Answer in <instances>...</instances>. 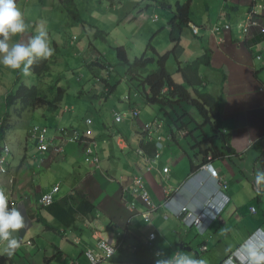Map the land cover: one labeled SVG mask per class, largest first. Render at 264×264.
Returning a JSON list of instances; mask_svg holds the SVG:
<instances>
[{
	"label": "crops",
	"instance_id": "1",
	"mask_svg": "<svg viewBox=\"0 0 264 264\" xmlns=\"http://www.w3.org/2000/svg\"><path fill=\"white\" fill-rule=\"evenodd\" d=\"M78 1L80 3L81 0ZM120 1L123 4L125 25L129 24V16L130 21L137 19L139 32H135V35H140L139 39L144 40L146 36L140 34L142 28L148 23L144 18V12L155 10L156 13L160 9L162 11L160 15L169 20L176 3L187 0H142L143 5H140L137 0ZM130 1L136 5L134 7L127 5L126 3ZM164 1L166 5L159 6L158 3H164ZM256 1L264 4V0ZM90 2L91 0L86 1L85 4L90 5ZM252 2L253 0H191V21L182 31L183 52L175 60L177 64L181 62L184 65L200 56L202 48L211 52V65L204 67L205 73L202 76L209 82L208 85L214 86L210 90L212 96H215V99L216 94L221 96V103L218 104L216 100L214 111L220 114L221 134L224 137L229 136L225 145L222 141L220 142L219 136L213 141L225 155L214 156L212 164L218 175L229 186L227 195L230 202L220 219L214 222L203 235H199L193 229L187 230L181 222L172 218L163 209L152 213L149 223H145L141 217L146 210L141 204L135 212L127 209L128 202L121 194V187L127 186L131 177L144 175L147 189L153 201L158 204L167 192L178 189L184 183L191 174V166H196L203 160L200 155H197L191 161V146L186 138H180L175 142H167L162 152L158 166L169 169L168 177L162 179L163 183L160 181L158 172L153 170L150 174L145 173V162L136 154V149L139 147V127L156 115L159 116L158 108L145 105L146 118L140 117L142 121L140 124L139 122L120 124L121 129L117 128L118 125L113 121L112 116L109 117V113L113 111L112 106L107 108L110 97L102 101L93 99L85 113L74 105V115L56 116L44 112V117L35 122L32 118L43 116V110H37L25 114L27 118H31L29 121L32 123L50 125L52 131L56 133L55 142L59 139V130L70 127L83 131L87 128L84 120L91 119V130L96 144L95 149L91 148L97 154L100 163L97 166L86 164L80 147L75 144H66L63 155L54 157L47 153L40 154L31 141L23 143L26 147L25 153H15L17 158L13 165L18 167L21 160L22 163L15 173L16 183L13 186L11 198L20 204L18 210L24 217L25 226L13 235L18 240L21 238V242L22 240L32 241L33 246L19 247L13 255H8L6 264H89L83 256V251L84 248L96 243V231L106 238H113L107 236L110 232L116 233L117 237L122 238V245L129 242L137 246L130 248L131 251L121 246L112 258L102 264H156L154 261L161 257L157 258L155 251L145 247L147 237L152 233H156L153 244L156 248L160 247L164 250L162 253L164 258L176 252L175 246L178 247L180 244L183 249L178 248L179 251L189 253L192 249L187 248H193L194 244H198L194 241L192 231L202 238L200 245L208 248V252L204 253L208 255L201 259L205 261V264L207 262L216 264L243 243L255 230L264 231V68L258 67V62L253 59L254 54L264 45V32H261L264 28V11L258 26L251 29L247 38L243 39L240 29ZM30 3L33 10L25 11ZM17 6L24 14L28 28L25 33L12 36L10 43H26L40 27H43L48 33L49 43H52L55 50L60 53L68 51L73 45L66 37V31L69 28L76 26L82 32L85 31L86 27L76 23L63 12L56 0H47V2L19 0ZM76 7L82 14L83 8ZM117 8L113 6L111 10ZM50 10L55 13L54 16ZM120 11L121 9L119 13ZM131 11H134L135 17H132ZM37 13L49 15L44 19L45 24L36 17ZM152 15L156 16L154 13ZM90 16L91 20L102 18L96 10ZM222 21L223 25H230V31L218 33L217 36L213 35L209 27ZM193 26L200 29L197 36L191 31ZM133 27L136 29L135 24ZM88 31L92 33L90 29ZM164 32L168 33V24L162 28L161 34ZM220 36L225 39L222 44L218 41ZM128 41L132 45L136 44L133 38ZM152 43L157 51L156 42ZM165 44L167 48L172 46L166 39ZM77 46H75L76 52L81 53V49ZM167 64L174 65L171 59ZM19 73L18 70L12 71L0 66V76H10V83L16 81V83L31 85L38 81V77L34 75L24 77L22 80ZM46 75L42 77L44 82L42 84L45 87L48 85L44 81ZM93 94V91L84 93L87 98ZM101 108L105 110L102 112ZM126 108L124 104V109ZM120 110L123 109L117 111ZM204 130L209 133L211 131ZM55 185L60 187L57 203H62L69 196L79 194L91 202L95 208L94 211L88 215L75 214L74 221L67 225L63 221L65 215L58 214L65 213L66 208L58 205L54 215L40 208L37 201L39 196ZM207 186H211V183H207ZM206 191L208 190L199 191V196L205 195ZM188 193L181 203L198 210V198L193 196L190 190ZM251 208H254L253 213L250 212ZM118 230L123 234L120 235ZM73 237H77L80 243L73 244ZM2 254L7 255L3 252Z\"/></svg>",
	"mask_w": 264,
	"mask_h": 264
},
{
	"label": "clouds",
	"instance_id": "2",
	"mask_svg": "<svg viewBox=\"0 0 264 264\" xmlns=\"http://www.w3.org/2000/svg\"><path fill=\"white\" fill-rule=\"evenodd\" d=\"M103 1L108 2V5L111 8L113 6H116L115 4L117 2V0H97L96 3L97 2L101 3ZM150 1H154V0H150ZM18 2L16 3V0H0V66L12 71L18 70L20 74H22L24 77H29L31 75L37 77L32 72V66L40 61L47 60L48 69L44 74L45 75L49 74L51 70L50 67L53 62V57H52L53 50L55 53H59V52L55 50L52 43H49L48 33L43 27H40L37 30V32L28 39L26 43H19V42L10 43V38L12 36L23 34L26 32L28 28V25L25 22L24 14L17 6ZM56 2L61 7L63 12L66 13V11L61 6L62 3L58 0H56ZM72 2L75 5L76 11H78L75 0H72ZM158 4L159 6H161L160 2ZM88 6L90 5L88 4ZM257 6H260L261 9H258L259 11L256 17L255 25L250 28L249 33L251 29L258 26L259 20L263 16L262 12L264 11V4L257 2L256 0H253L251 6L248 9L246 20L240 26L243 39L247 38L249 34L248 33L245 35L243 33V28L245 26L244 24H246L247 18L249 17L251 10ZM106 7L107 4L105 6L100 7L99 9L105 11ZM99 9H93V10L91 9V10L94 12L95 10L98 11ZM136 16L138 15L136 14ZM152 20L154 22H158V18L155 16L152 17ZM87 26H89V24H87ZM87 26L85 27L90 29ZM225 26H228L229 29L224 30ZM214 28H218L219 31H213ZM194 29L197 30L196 33H194ZM230 29H231L230 25H223L221 28L218 25H213L209 27V31L216 36L218 33L220 34L222 32H228L230 31ZM191 31L193 35L197 36L199 34L200 29L198 27L193 26L191 28ZM261 32L262 33L264 32V28L261 29ZM154 36L155 35H153V39ZM152 40L150 39L149 42L151 47H153L151 44ZM69 41L71 44H73L71 46L75 47L78 45V43H76V41L73 40L72 38L69 39ZM218 41L219 44H222L224 43L225 39L223 36H220L218 38ZM263 47L264 45L253 56L254 61L258 62L259 64L258 67L261 68H264V51L262 49ZM94 51H96L94 46L92 44H89L87 54H91ZM156 53L159 54L157 51ZM142 55L139 57H142ZM144 56L146 58H152L153 55L152 52L148 51ZM257 56H261V59L258 60ZM172 58L174 59V61L177 60L174 57ZM118 63L122 65L119 61ZM175 64L178 66L176 61ZM151 66L156 67L155 64ZM85 67L86 68L89 67L90 69L100 68V67L106 68L105 64H101L99 60H96V62L94 63H87ZM125 75L126 78L129 80V93H131L132 89H136L137 91V94L135 95L140 99L138 104L140 105L141 102L144 106L149 105L151 107H156L159 109L158 111L159 116L156 115V117L150 119L146 123L145 122L142 123V125L139 127L140 130V137L138 140L139 147L136 149V154L139 157H141L145 162V173L150 174L153 170L158 172V174L160 175V181L161 183H163L162 179L168 177L169 169L163 166L159 168L158 165L161 161L162 152L165 149L166 143L175 142L177 139L180 138L181 139L186 138L187 143L192 144L193 143L192 140L197 135L198 131L193 132L192 130H189L188 127L182 128V124L180 121H177L176 123H171L169 121L170 123L168 124L166 122L167 119L166 116L168 115V113L170 114L171 110L165 109V111L162 112L159 105L147 103L146 97L150 95V90L148 85L144 84L143 78L141 76H134L133 79H131L130 76L126 74V69H125ZM42 82H43V78H42ZM36 83L37 81L31 85H27L26 83L25 85L19 84L18 87L20 86L32 87ZM45 83L47 82L45 81ZM38 88H40L44 92L47 101L52 100L50 93H52L53 90L57 89V93L58 90L63 91L62 101L60 102L59 107L54 112L50 111L47 108V106H41L32 109V108H23V106L21 105V107L23 108L21 109L20 107L19 108L16 107L18 103L10 107L5 105L4 107L5 111L0 112V257L5 260L4 263L0 262V264H6L8 262L7 258L13 255L16 249H18L19 247L33 246L32 241L22 240L21 242V238L20 240H18L13 235L14 233L19 232V230H21L25 226L24 217L22 216L21 212L18 210L20 204H17L14 201V199L11 198V192L13 190V186L16 183L15 173L18 171L22 163V160L19 162L18 167L13 165L14 161L17 158V155L15 154L16 152L12 147V143L6 137V133H5V130L7 129L6 123L11 118L18 123V125L14 126L13 130H20L23 136L21 135L22 139L19 142L15 143V145H19V147L23 148L24 150L22 151L23 154L26 151V147L23 143H25L26 141L33 142L40 154L47 153L53 155L54 157L63 155L64 146L66 144H75L80 147L81 152L83 153V157H82L83 161L86 164L97 166L100 163L97 154L91 148L93 147L95 149L96 147V144L93 140L94 133L91 130V126H92L91 119L86 118L84 120V124L87 126V128L84 129L83 131L73 129L70 127L59 130L58 131L59 139L57 142H55V139L57 140L56 133L54 130L52 131V127L50 125L32 123L31 121H29L31 118L30 119L27 118L25 113L34 112L37 110H43V116L38 117L37 121H40L44 117V112L48 115H56V116L71 115L68 113L72 112V110L74 112V109H70L67 106H65L64 103H62L65 98L64 95L66 93L64 89L58 87H51L49 85L45 87L43 86V84H41V86H39ZM114 89L115 87H112L108 82H102L100 88L97 90L99 94L94 93L91 97L96 100H104L113 93ZM165 92H167V88H164L162 90L163 94ZM6 96L7 95H5V97ZM127 100H128V105H127L128 108H126L124 112L113 110L111 112L112 114L109 113V117L111 118L112 116V119L116 123V125H120L123 123L134 124L137 122H139L140 124L142 122L140 121L142 112L139 109V107L138 106L132 107L131 104L132 102L129 95ZM24 123L25 125L23 127H20V125ZM205 133L207 134L206 136H210L209 132H205ZM189 137L191 140H189ZM219 139L220 142L222 141L224 143V145L226 144L223 136L219 137ZM147 145L151 146L152 150ZM199 147L203 149V154H207L206 157L204 158L202 154H199L200 157L203 158V160L196 166H193L191 174L186 178L184 183L178 189L167 192L164 196V199L158 204H156L153 201L149 193V190L147 189V181L145 176L142 175V176L131 177L129 184L127 186L121 187V194L123 195V198H125L128 202L127 209L130 212H135L139 204H141L144 207V209H146L145 212H143L141 215L145 223L150 222V215L152 213L158 211L159 209H163L172 218L181 222L182 225L187 230L193 229L197 231V234L203 235L205 231L214 222L220 219L222 212L230 202V198L227 195V191L229 187L228 183L218 175L217 170L214 168L212 164L213 157L215 156L212 154L213 149L219 147L214 145L213 139L210 140L209 142L200 143ZM145 149L147 150V152ZM196 150L201 151L200 149H196ZM207 163H209L213 167V169L217 172L218 175L217 178L210 177L207 174V172L203 169V166ZM218 182L224 183L226 185V188H222L221 186H218L217 185ZM207 183H211V186H207ZM194 188H196V190ZM206 189L208 191H206L205 195L199 196L198 192L205 191ZM59 190H60L59 185H55L46 192L41 193V195L37 200L40 208L46 209V211H49L51 215H53V212L55 211L58 205L62 206L63 208H66V210L75 209L76 208L75 204H72L71 201H69L71 198L75 200L77 197H81L85 200H88L80 196L79 194H76L75 196L67 197L65 201H63L62 203H57L56 199L59 194ZM188 190H190L193 196H196L198 198L199 200L198 210L191 208L187 204L181 203V200L187 194H189ZM164 191L166 192V190ZM250 212L253 213L254 208H251ZM256 234L264 235V231L262 229L255 230L236 249L229 252L219 262V264H222L230 256L232 257L238 249L242 250L244 244L247 241H249L250 238H253ZM95 237L97 238L96 243L93 246H88L84 248L83 256L85 258H86L85 256L86 250L89 249V250L97 251L98 244L102 240L104 241L107 240L114 249L113 254L110 256H104L99 264H102L103 262L112 258L113 255L116 253V251L122 246V238L119 236L117 237V240L113 238H106L104 236H100V232L96 231ZM155 239H156V233L149 234V236L147 237V243L145 244V247L148 249L153 247V242ZM72 243L79 244L80 241L77 237H73ZM182 247H183L182 244L178 246V248L180 249H183ZM187 249L190 250L192 248H187ZM246 251H247V264H264V245H255L253 244V242H251L247 246ZM2 252L6 253L7 255L5 256L4 254H2ZM207 252H208L207 246L199 245L198 253H196L197 257L193 254L185 253L183 251L173 252L167 258H164L161 253H157L156 257L158 258L160 256L161 258L156 260V264H205V261L199 258V256L200 254H204ZM86 260L88 259L86 258ZM236 263L238 264V262Z\"/></svg>",
	"mask_w": 264,
	"mask_h": 264
},
{
	"label": "rangeland",
	"instance_id": "3",
	"mask_svg": "<svg viewBox=\"0 0 264 264\" xmlns=\"http://www.w3.org/2000/svg\"><path fill=\"white\" fill-rule=\"evenodd\" d=\"M32 1V0H31ZM47 2V0H45ZM89 0H81V4L78 0H75V3L77 4L79 9H82V14L80 12V15H83V20L86 22V24H89L95 29L92 30V33L88 31V28H85V31H81V29H78L76 26L69 28L68 31H66V37L69 39H73L78 43L77 48L81 49V53L76 52V47L71 46L69 47L68 51H62L60 53H55L53 50V62L51 64V70L50 73L46 76L45 81L47 84L51 87H58L62 88L66 91L65 98L62 103H64L65 106H67L70 109H73L74 105H77L79 107L80 111H83L84 113L87 112V106L88 104L93 100L92 97L87 98L84 93L87 91H94L93 93L99 94L97 90L100 88L102 82H108L112 87H115L113 93L109 95L110 97V104H108V107L112 106V110H120L119 112H124V104H126V107L128 105V95L131 99L132 107L138 106L141 110V118H146V112L147 109L145 106L140 102V105L138 104L140 99L135 95L137 94L136 89H132L131 93H129V80L126 78L125 75V68L120 65L116 58V52L115 49L117 47H124L127 53V57L130 62H133V60L136 57L141 56L145 50L146 46L150 42V39H153L152 42H156V49L159 51L158 53L160 55L164 54L171 48H167L165 44V39L167 42H169L168 33H162V28L166 26L168 21L166 18H163L160 15V12H162L160 9L155 13V10H149L148 12H144V18L148 21L147 25H145L140 34L146 36V39H139L140 35L136 34L135 32L138 31L137 24H139L136 20L130 21V16L128 17L129 21L127 25H125V16L122 12L123 4L120 0V2H116L117 9L111 10V7L108 5V2L103 1L101 3H96L97 0H91L90 6L86 5L85 2ZM22 2H25V0H22ZM138 3L141 4L142 1L138 0ZM107 4V7L104 10H100L99 8L102 6H105ZM127 5H131L134 7L136 4H133L132 1L127 2ZM125 4V5H126ZM49 7L48 5H46ZM29 8H26L25 11H31L32 4L30 3L28 5ZM93 9H99V13L102 15V18L100 20H91L90 14L93 13ZM119 9H121L119 13ZM52 15L54 16L55 13L50 10ZM46 12V11H45ZM132 12V17H135L134 11ZM155 14L158 18V22H154L152 20V17H154L152 14ZM36 17H39L41 21L45 24L44 19L47 18L49 15L45 13L44 15H41L39 13L35 14ZM39 23V22H37ZM142 23V22H141ZM133 24L136 25L133 27ZM220 28L223 26V21L217 24ZM245 25V24H244ZM243 25V26H244ZM87 26V25H86ZM88 27V26H87ZM95 30L102 31L105 34V41H101L103 34L102 32L94 37ZM64 37V39L66 38ZM134 39V43L136 44H130L128 39ZM164 38V39H163ZM89 44H92L96 51L92 52L91 54H87L88 52V46ZM153 45V43H151ZM191 54V53H190ZM171 61L174 63L167 64L166 69L168 72L172 73L173 79L180 84H183V80L179 74L176 73L175 69L177 65L175 64V61L172 57H170ZM96 60H99L101 64H105L106 68H93L90 69L89 67H85L87 63H94ZM151 72L156 70V67L151 66L149 69ZM205 68H201V75H204ZM20 74V73H19ZM22 77V80L24 79V76L20 74ZM180 77V78H179ZM11 77L7 75V77L0 76V112L5 111V105H8L6 102V97L4 95H8L13 93H16L18 89L19 84L23 83H16V81H13V83H10ZM25 85V84H24ZM214 86L208 85L205 89H202L205 93H209L212 95V92L210 90L213 89ZM57 89L53 90L52 93H50V96L52 97V100L56 99L57 97ZM215 97V96H214ZM216 100L218 104L221 103V96L220 94H216ZM102 101V100H101ZM79 102V103H78ZM22 103L21 101H18V104L16 107H21ZM181 108L174 109V111H170V115L172 118H175L176 114L179 117L186 118V122L190 121L189 127L195 126L196 119L200 120V124L202 123V118L199 114V112L196 110L195 107L188 105L184 103ZM106 108V109H107ZM128 108V107H127ZM105 109L101 108V111L103 112ZM75 112H70L68 114L74 115ZM79 113V112H77ZM176 113V114H175ZM81 114V113H80ZM184 114H188L187 116H184ZM83 115V114H81ZM91 117H93L92 114H90ZM68 117V116H67ZM84 117V116H83ZM38 117L33 118V121L37 122ZM138 120V119H137ZM169 121H171L170 118H168ZM18 125L14 119H10L6 123V137L7 139L12 143V147L14 148L15 152H22L24 151L22 147H19V145H15V143L19 142L23 136L22 132L20 130H13L14 126ZM25 125L21 124L20 127H23ZM119 129L122 127L118 125ZM210 135V134H209ZM189 140L190 137H189ZM32 146V145H30ZM31 150L33 148L31 147ZM120 235L123 234L122 231L118 230ZM192 235H194L195 240L200 245L202 242V238L197 236L195 231H192ZM107 236L116 238V233L110 232ZM117 240V238H116ZM130 244L129 242L124 243V248H130L137 247L136 245ZM198 244H194L190 254H193L196 256V253H198L199 246ZM139 247V246H138ZM176 251H179L178 247L175 246ZM150 251H155V253H163L164 250L162 248L155 247V244H153V247L149 249ZM208 254H200V258L206 256ZM197 257V256H196ZM157 260V259H156ZM156 260L154 262H156ZM221 261V260H220ZM219 261V262H220ZM153 262V263H154ZM216 263V264H219ZM207 264H213L211 262H207Z\"/></svg>",
	"mask_w": 264,
	"mask_h": 264
},
{
	"label": "trees",
	"instance_id": "4",
	"mask_svg": "<svg viewBox=\"0 0 264 264\" xmlns=\"http://www.w3.org/2000/svg\"><path fill=\"white\" fill-rule=\"evenodd\" d=\"M62 3V8L66 11L69 17L74 20L76 23L86 26L87 24L83 21L80 13L76 11L75 5L72 0H58ZM18 0H16V3ZM191 1L188 0L185 3L179 4L176 3L175 10L172 13V16L168 22V37L169 41L172 44V48L166 53L159 55L156 53L155 49L151 47L150 43L146 47L145 53L142 57L136 58L132 63L127 59V53L124 47L116 48V57L117 60L125 67L126 74L133 79L134 76H141L143 78L144 84H147L150 90V95L146 97V101L149 104L159 105L162 112L165 109H170L171 111L177 108H183L184 103L191 105L196 108L199 112L202 123L200 120L196 119L195 126L189 127L190 121L186 122V118L179 117L176 113L175 118H172L168 113L166 116V122L169 124L176 123L180 121L182 128L188 127L193 132L198 131L197 135L193 138L191 146V156L190 160L193 161L197 155L202 154L205 158L207 154H203V149L199 147L200 143L213 141L221 136V122L219 119L220 114L214 111L216 107V99L209 93H205L202 89L208 87L209 82L201 75L202 67H210L211 52L202 48V54L198 57L193 58L192 60L186 62L184 65L181 62H178V66L175 71L179 74L183 80V84L177 83L173 80L172 73L166 70V64L170 57L178 59L179 55L183 52L181 45L182 40V31L188 27L190 23V9ZM162 7L166 5V2L161 3ZM91 30L95 27L89 25ZM102 31L95 30L94 35L97 36ZM103 37L101 41H105V34L102 32ZM98 38V36H97ZM152 52V58H146L144 55L146 52ZM155 64L157 69L155 71H150L149 68L151 65ZM183 65V66H182ZM48 69V61H40L32 66V72L38 77L37 83L32 87L20 86L18 87L16 93H11L6 96V102L8 107L16 105L18 101H21L23 108H36L41 106H47V108L54 112L60 105L63 97V91L58 90L57 97L54 100L47 101V98L44 92L38 88L41 86L42 77ZM167 88V92L164 94L162 90ZM53 89V88H52ZM22 108V109H23ZM188 114H184L187 116ZM161 117V116H160ZM171 117L169 122L168 118ZM162 118V117H161ZM204 129L211 130L210 136L204 132ZM225 142H228L229 136L224 137ZM150 149L151 146L147 145ZM200 149L201 151H197ZM146 150V149H145ZM152 150V149H151ZM147 152V150H146ZM202 152V153H201ZM213 155L222 156L224 152L220 148H214ZM193 167L191 166L190 170L192 171ZM72 204H75V209H68L64 211L65 213H58L65 215L63 220L65 224L69 225L74 221V216L77 213L82 215L91 214L94 211L93 205L81 197H77L75 200L71 198ZM74 201V202H73ZM56 210V209H55ZM55 211L53 212V215ZM59 219H61L59 217ZM0 262L4 263L5 260L0 257Z\"/></svg>",
	"mask_w": 264,
	"mask_h": 264
},
{
	"label": "built area",
	"instance_id": "5",
	"mask_svg": "<svg viewBox=\"0 0 264 264\" xmlns=\"http://www.w3.org/2000/svg\"><path fill=\"white\" fill-rule=\"evenodd\" d=\"M258 9H261V7L260 6L254 7L250 12L249 17L247 18V22L243 28V33L245 35L248 34L250 28L255 25L256 17L259 11ZM228 29H229L228 26L224 27V30H228ZM213 31H219V29L214 28ZM196 32L197 30L194 29V33ZM262 49L264 51V47ZM257 59L260 60L261 56H257ZM203 169L207 172V174L210 177L217 178L218 176L217 172L213 169V167L209 163L205 164L203 166ZM217 185L221 186L222 188H226V185L224 183L218 182ZM261 241H262V244H261ZM251 242H253V244L255 245H264V235L256 234L253 238H250L249 241H247L244 244L242 250L238 249L232 257L230 256L229 258H227L226 261H224L222 264H237L236 262H238V264H247L246 248ZM113 252H114V249L112 245L107 240L105 241L102 240L98 244L97 251L88 249L85 252V256L88 259L90 264H99L104 256H110L113 254Z\"/></svg>",
	"mask_w": 264,
	"mask_h": 264
}]
</instances>
